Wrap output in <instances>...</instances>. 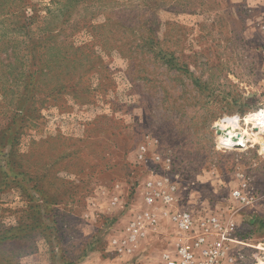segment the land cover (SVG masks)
I'll return each instance as SVG.
<instances>
[{
  "label": "rangeland",
  "instance_id": "374dc122",
  "mask_svg": "<svg viewBox=\"0 0 264 264\" xmlns=\"http://www.w3.org/2000/svg\"><path fill=\"white\" fill-rule=\"evenodd\" d=\"M4 1L0 235L20 238L0 264H161L179 232L146 203L156 180L197 219L234 217L229 255L264 264V0ZM49 31L64 73L41 72Z\"/></svg>",
  "mask_w": 264,
  "mask_h": 264
},
{
  "label": "built area",
  "instance_id": "2783aa9c",
  "mask_svg": "<svg viewBox=\"0 0 264 264\" xmlns=\"http://www.w3.org/2000/svg\"><path fill=\"white\" fill-rule=\"evenodd\" d=\"M164 183L162 180L148 181L145 197L148 206L153 207L157 203L170 206L171 209L165 213L179 232L173 248L163 254L161 264H239V258L229 255L233 244L241 242L236 237L235 218L231 216L221 219L209 215L197 219L190 210L174 206L176 186ZM234 196L247 199L246 196H241L239 191H234ZM140 219L148 221L149 224L157 222L156 214L150 210L146 211L131 224L132 239L143 234L140 232Z\"/></svg>",
  "mask_w": 264,
  "mask_h": 264
},
{
  "label": "trees",
  "instance_id": "16d2710c",
  "mask_svg": "<svg viewBox=\"0 0 264 264\" xmlns=\"http://www.w3.org/2000/svg\"><path fill=\"white\" fill-rule=\"evenodd\" d=\"M58 2V3H61L60 0H54V2ZM67 1H74V0H67ZM4 1L1 2L0 1V11H3V4H4ZM62 5H65V4H62ZM73 6H69V9L72 8ZM28 25V23H27ZM23 26V25H21ZM16 27L17 29L21 30V29H25L26 26H23V27ZM54 37V32L52 31H49L48 33H46V35L44 37H41V38H44V41H43V47L45 49V55H44V58H47V57H51V56H54L55 55L53 54V51H57L56 53L59 55V58L58 60H50L49 63H43V65H41V72L43 75H46L47 73H51V71L53 70L54 67H60L61 68V72H59V70H56L58 73H64L65 70L68 68V65L67 63L65 62L68 58L67 56V51L69 49H71L70 46H57V44H55L54 41H51L49 40L50 38ZM47 39V40H45ZM45 43V44H44ZM73 50L77 53L78 51H81L82 48L80 47H73ZM43 56V55H42ZM53 59H56V58H53ZM44 61H46V59H44ZM168 62V61H167ZM61 78V77H60ZM76 84L78 85V82H76ZM66 88H68V85L66 82L62 81L61 79H59V82H58V86L52 88L53 91L56 93V92H61L63 90H65ZM74 88V86L72 87ZM63 89V90H62ZM37 93V91H36ZM17 238H20L18 236V234L15 233V231H13L9 236L7 235H4L3 233L0 235V246H5L7 245L12 239H17Z\"/></svg>",
  "mask_w": 264,
  "mask_h": 264
},
{
  "label": "bare ground",
  "instance_id": "6f19581e",
  "mask_svg": "<svg viewBox=\"0 0 264 264\" xmlns=\"http://www.w3.org/2000/svg\"><path fill=\"white\" fill-rule=\"evenodd\" d=\"M220 130H221L220 133H223V139H224L225 143L233 144V143H237L239 141V136H235V134L233 133V130H229V131H227L225 133L223 132L222 129H219V131Z\"/></svg>",
  "mask_w": 264,
  "mask_h": 264
},
{
  "label": "water",
  "instance_id": "95a60500",
  "mask_svg": "<svg viewBox=\"0 0 264 264\" xmlns=\"http://www.w3.org/2000/svg\"><path fill=\"white\" fill-rule=\"evenodd\" d=\"M219 132H221V130Z\"/></svg>",
  "mask_w": 264,
  "mask_h": 264
}]
</instances>
